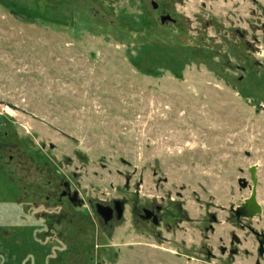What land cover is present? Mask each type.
<instances>
[{
	"label": "rangeland",
	"instance_id": "1",
	"mask_svg": "<svg viewBox=\"0 0 264 264\" xmlns=\"http://www.w3.org/2000/svg\"><path fill=\"white\" fill-rule=\"evenodd\" d=\"M0 154V264H264V0H0Z\"/></svg>",
	"mask_w": 264,
	"mask_h": 264
},
{
	"label": "flooded vegetation",
	"instance_id": "2",
	"mask_svg": "<svg viewBox=\"0 0 264 264\" xmlns=\"http://www.w3.org/2000/svg\"><path fill=\"white\" fill-rule=\"evenodd\" d=\"M169 22L172 21H167L165 22V24H168ZM0 159H2L1 154H0ZM15 160H16L15 158L13 159V157H9L6 166L13 164ZM31 168H33L32 165ZM31 168H29V171H32ZM7 179L11 182V185L14 186L15 189L14 191L17 193L16 195L19 197L17 207L21 210L22 213H24V217L29 223L27 227L28 230H33V229L36 230L38 215L37 213H33L29 211L27 212L28 209L26 210V208L22 206L23 205L22 201L23 200L27 201L28 198H31L33 196L37 198L38 193L32 191L33 187L37 184V181L31 180L28 181V183H24L22 181L21 176L14 175L13 171L8 172ZM17 179H18L17 182L18 185L17 184L15 185ZM48 184L50 187L52 186L50 182ZM57 184H58L57 186H52L51 191L54 193V196L57 197L56 206L59 207H55V208L59 209L60 212H63L64 206H69V209L71 210L73 209L80 210L83 208H89L98 217V219L102 223L101 225L105 229L111 228L115 224L121 223L123 221L124 210L125 207L127 206L126 201H112L110 204L97 203L95 201H90V200L85 201L81 197L80 193L77 190H75L68 181L65 180L58 181ZM45 199L47 203L50 202V198L45 197ZM121 203L122 205H120ZM120 208L123 209L122 210L123 212L120 220H117L119 216L117 210ZM243 214H246V212ZM16 215L17 214H15V216ZM132 217L135 222L140 223L142 226L151 229H160L161 227H163L166 220L165 212L163 208L161 206L156 205L155 203L147 204L146 206H142L138 209L137 207H134L132 210ZM239 218H243V217H239ZM8 255L11 256L10 258H15V257L17 258V257H21L22 253L19 251L17 254V252L14 251V254L11 253L3 254V256L7 258Z\"/></svg>",
	"mask_w": 264,
	"mask_h": 264
},
{
	"label": "water",
	"instance_id": "3",
	"mask_svg": "<svg viewBox=\"0 0 264 264\" xmlns=\"http://www.w3.org/2000/svg\"><path fill=\"white\" fill-rule=\"evenodd\" d=\"M152 7L154 10L157 9V5H155V4H152ZM167 21H171V19L168 16L161 18V23L164 24ZM251 175H253V174H251ZM120 205H122V203ZM122 210H123L122 208L117 210L118 215H119L117 220H120V218L122 216V212H123ZM245 212H246V214H243ZM260 213H261V210H260L259 205L256 202L255 192L253 191L251 197L245 202L243 207L237 211L236 216L237 217H244V218H254V217L258 216Z\"/></svg>",
	"mask_w": 264,
	"mask_h": 264
}]
</instances>
